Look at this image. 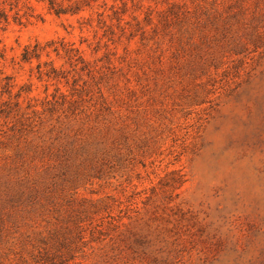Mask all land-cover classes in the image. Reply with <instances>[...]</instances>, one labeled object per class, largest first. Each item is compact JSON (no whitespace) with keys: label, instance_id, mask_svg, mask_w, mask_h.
<instances>
[{"label":"rangeland","instance_id":"obj_1","mask_svg":"<svg viewBox=\"0 0 264 264\" xmlns=\"http://www.w3.org/2000/svg\"><path fill=\"white\" fill-rule=\"evenodd\" d=\"M0 5V264H264V0Z\"/></svg>","mask_w":264,"mask_h":264},{"label":"trees","instance_id":"obj_2","mask_svg":"<svg viewBox=\"0 0 264 264\" xmlns=\"http://www.w3.org/2000/svg\"><path fill=\"white\" fill-rule=\"evenodd\" d=\"M47 3L49 10L56 16H66V15H78L83 12L86 8L90 7L92 2L96 0H42ZM0 20L5 22L8 21V15L4 8L0 5ZM27 51L25 55V60L31 58L27 57Z\"/></svg>","mask_w":264,"mask_h":264}]
</instances>
